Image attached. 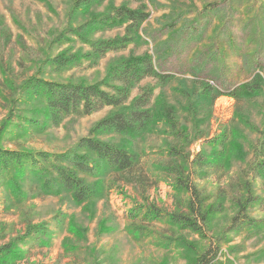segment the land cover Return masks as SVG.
I'll return each mask as SVG.
<instances>
[{
    "label": "rangeland",
    "instance_id": "rangeland-1",
    "mask_svg": "<svg viewBox=\"0 0 264 264\" xmlns=\"http://www.w3.org/2000/svg\"><path fill=\"white\" fill-rule=\"evenodd\" d=\"M80 3L0 0V147L73 153L93 137L133 153L137 166H102L86 177L95 192L83 202L50 170L0 174V264H194L217 244V264H264V0ZM126 7L149 17L136 27L108 20ZM121 38L124 48L103 55L91 46ZM146 56L166 78L142 79L119 108L55 121L42 90L29 88L36 78L119 85L111 69ZM143 93L146 125L96 130ZM195 189L214 212L202 233L170 219L192 217ZM246 195L257 197L244 204L256 226L245 227L241 209L243 230L228 232Z\"/></svg>",
    "mask_w": 264,
    "mask_h": 264
},
{
    "label": "trees",
    "instance_id": "trees-1",
    "mask_svg": "<svg viewBox=\"0 0 264 264\" xmlns=\"http://www.w3.org/2000/svg\"><path fill=\"white\" fill-rule=\"evenodd\" d=\"M95 1L102 0H81L80 5H88ZM148 17L149 13L144 9L126 7L117 10L108 20L117 25L126 21L128 22L126 27H136L146 21ZM127 42L126 39L121 38L100 41L93 43L91 46L96 54L103 55L107 51H117L124 48ZM54 60L57 62L55 65H64L59 59ZM149 76L158 79L166 78L155 70L151 59L146 56L139 59L126 60L111 69L110 79L119 83V85H107L104 82L90 84L57 82L36 78L30 83L29 88L42 90V94L46 96V106L51 117L58 121L70 114L87 116L106 107H122L129 98L130 90L142 79ZM149 101L150 94H141L134 101V107L130 113L117 112L105 116L97 123L96 130L125 133L135 126L142 128L151 120V114L146 109ZM137 162L136 156L125 148L93 137L82 138L73 153L43 151L35 154L28 151L9 150L0 147V174L15 166L19 169L29 166L28 170L30 172L40 176H45L47 170H50L59 178L61 187L72 192L74 198L79 202L89 199L95 192L93 186L86 183V177L97 175L101 171L102 166L108 167L113 172L132 170L137 166ZM36 168L38 169L37 171H35ZM192 193L195 194V196L192 194L189 206L192 217L171 214L170 219L176 225L186 226L202 233L201 231L204 228H209L210 217L214 212L212 207L208 209L203 207V201L199 198V193L196 189ZM195 200L198 202L195 203ZM255 201H257V197L251 195H246L244 203L237 201L240 210L232 218V225L227 229L228 232L243 230L242 226H237L240 221L241 209L245 216L242 221L245 227L256 226L255 221L245 213L247 207L244 205H252ZM259 205L264 206V198L261 199ZM151 214L156 218L160 216L158 212ZM215 248V252L209 247L206 251L200 253L194 264H212L211 262L217 264L220 245L217 244Z\"/></svg>",
    "mask_w": 264,
    "mask_h": 264
}]
</instances>
